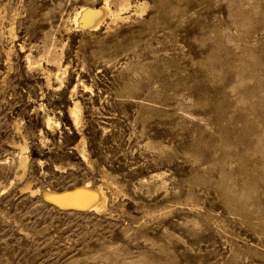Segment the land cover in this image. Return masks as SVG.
<instances>
[{
    "label": "rangeland",
    "instance_id": "1",
    "mask_svg": "<svg viewBox=\"0 0 264 264\" xmlns=\"http://www.w3.org/2000/svg\"><path fill=\"white\" fill-rule=\"evenodd\" d=\"M0 264H264V0H0Z\"/></svg>",
    "mask_w": 264,
    "mask_h": 264
},
{
    "label": "bare ground",
    "instance_id": "2",
    "mask_svg": "<svg viewBox=\"0 0 264 264\" xmlns=\"http://www.w3.org/2000/svg\"><path fill=\"white\" fill-rule=\"evenodd\" d=\"M110 14L107 5L98 7H83L75 17L76 24L82 27L96 28L104 17ZM43 196L62 209L95 210L104 209L107 197L101 191H95L88 187H79L63 193H55L50 189L43 191Z\"/></svg>",
    "mask_w": 264,
    "mask_h": 264
}]
</instances>
